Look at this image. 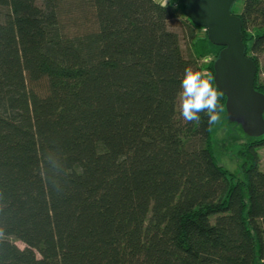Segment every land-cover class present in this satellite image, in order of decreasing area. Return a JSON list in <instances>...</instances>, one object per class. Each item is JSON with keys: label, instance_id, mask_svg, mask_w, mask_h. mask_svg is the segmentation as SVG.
<instances>
[{"label": "trees", "instance_id": "trees-1", "mask_svg": "<svg viewBox=\"0 0 264 264\" xmlns=\"http://www.w3.org/2000/svg\"><path fill=\"white\" fill-rule=\"evenodd\" d=\"M179 1L190 54L160 0H0V264H264V135L237 176L181 117L188 66L226 96ZM241 1L264 93V0Z\"/></svg>", "mask_w": 264, "mask_h": 264}, {"label": "water", "instance_id": "water-1", "mask_svg": "<svg viewBox=\"0 0 264 264\" xmlns=\"http://www.w3.org/2000/svg\"><path fill=\"white\" fill-rule=\"evenodd\" d=\"M238 0H182L187 16L207 30L210 41L223 46L214 61V83L226 96L230 121L250 137L264 135V93L255 87L258 66L247 55L242 19L232 12Z\"/></svg>", "mask_w": 264, "mask_h": 264}, {"label": "rangeland", "instance_id": "rangeland-1", "mask_svg": "<svg viewBox=\"0 0 264 264\" xmlns=\"http://www.w3.org/2000/svg\"><path fill=\"white\" fill-rule=\"evenodd\" d=\"M164 4L171 6L179 12V16L171 20V29L177 31L181 38V44L186 54L192 52L193 44L191 36L188 34L187 26L190 24L186 16L184 15L183 8L179 0H160ZM242 7V1H236L234 9L240 11ZM205 27L196 28L195 39L198 40V46L204 43L203 38L207 35ZM214 55L210 54L200 59V63L205 64L209 60H212ZM259 62L262 67L260 73V79L264 81V52L259 54ZM250 141V137L243 131L241 125L230 121L227 115V111L223 110L220 113V120L216 122L212 127V142L213 152L218 161L229 171L233 172L237 176L242 173L243 156L240 153L242 143ZM260 153V167L264 170V147L259 149ZM243 174V173H242ZM19 246L23 247L22 242H17Z\"/></svg>", "mask_w": 264, "mask_h": 264}, {"label": "clouds", "instance_id": "clouds-1", "mask_svg": "<svg viewBox=\"0 0 264 264\" xmlns=\"http://www.w3.org/2000/svg\"><path fill=\"white\" fill-rule=\"evenodd\" d=\"M221 93L212 84L210 74L188 66L184 69L178 93L181 117L187 122H199L200 113L208 116L209 125L220 120L223 111L220 103Z\"/></svg>", "mask_w": 264, "mask_h": 264}, {"label": "bare ground", "instance_id": "bare-ground-1", "mask_svg": "<svg viewBox=\"0 0 264 264\" xmlns=\"http://www.w3.org/2000/svg\"><path fill=\"white\" fill-rule=\"evenodd\" d=\"M235 5V3L233 4V6ZM233 6H232V9H233ZM238 15V14H237Z\"/></svg>", "mask_w": 264, "mask_h": 264}]
</instances>
